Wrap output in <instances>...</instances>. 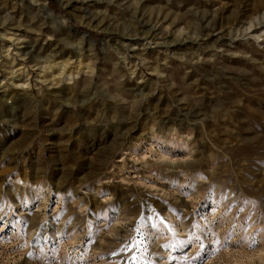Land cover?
Listing matches in <instances>:
<instances>
[{
    "label": "rangeland",
    "instance_id": "obj_1",
    "mask_svg": "<svg viewBox=\"0 0 264 264\" xmlns=\"http://www.w3.org/2000/svg\"><path fill=\"white\" fill-rule=\"evenodd\" d=\"M0 264H264V0H0Z\"/></svg>",
    "mask_w": 264,
    "mask_h": 264
},
{
    "label": "snow or ice",
    "instance_id": "obj_2",
    "mask_svg": "<svg viewBox=\"0 0 264 264\" xmlns=\"http://www.w3.org/2000/svg\"><path fill=\"white\" fill-rule=\"evenodd\" d=\"M139 242L138 241H134L132 246L135 247V246H138ZM219 250V249H218Z\"/></svg>",
    "mask_w": 264,
    "mask_h": 264
},
{
    "label": "bare ground",
    "instance_id": "obj_3",
    "mask_svg": "<svg viewBox=\"0 0 264 264\" xmlns=\"http://www.w3.org/2000/svg\"><path fill=\"white\" fill-rule=\"evenodd\" d=\"M150 36V35H149ZM248 86V85H247ZM230 101V100H229Z\"/></svg>",
    "mask_w": 264,
    "mask_h": 264
}]
</instances>
